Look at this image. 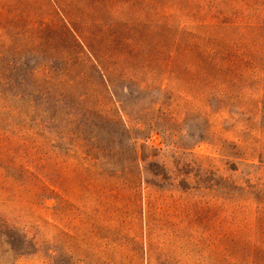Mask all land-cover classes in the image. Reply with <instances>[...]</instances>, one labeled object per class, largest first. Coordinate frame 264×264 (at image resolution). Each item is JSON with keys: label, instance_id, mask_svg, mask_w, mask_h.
<instances>
[{"label": "rangeland", "instance_id": "obj_1", "mask_svg": "<svg viewBox=\"0 0 264 264\" xmlns=\"http://www.w3.org/2000/svg\"><path fill=\"white\" fill-rule=\"evenodd\" d=\"M0 53V264H264V0H0Z\"/></svg>", "mask_w": 264, "mask_h": 264}, {"label": "trees", "instance_id": "obj_2", "mask_svg": "<svg viewBox=\"0 0 264 264\" xmlns=\"http://www.w3.org/2000/svg\"><path fill=\"white\" fill-rule=\"evenodd\" d=\"M1 58H2V54L0 53V103L4 99V95H3L2 89L4 87V84L6 83L5 82V78H4V74L6 73V70H3L1 68ZM10 97H11V100H15L16 99V96L13 95V94H11ZM40 101H41V104L44 105V107H45V110H43V112H42L43 114L44 113L45 114H47V113H52V114L55 113L56 114L57 112L58 113L61 112V113H65L64 115L66 117H70L69 111L63 107V100H62L61 96L60 95L59 96L58 95H54L51 87L44 90V92L41 94V100ZM80 127H81V125L75 126V128H77V129H79ZM0 146H2V141L1 140H0ZM75 153L81 154L82 156H86V155H90L89 153H91V151L89 150L87 152L82 147V148L76 150ZM97 157H99V156H97ZM99 159L107 161L106 158H104V159L100 158V157L96 158V156L94 158V160H96V161H99ZM4 172H5V169H4ZM21 174L28 175L27 171L26 170H22V169H21ZM18 182H19L18 186L20 188H26L27 189L28 188L27 186L30 184L29 179L28 178H24L23 176L20 178V180ZM42 188L44 190H47L46 187H44V186Z\"/></svg>", "mask_w": 264, "mask_h": 264}]
</instances>
